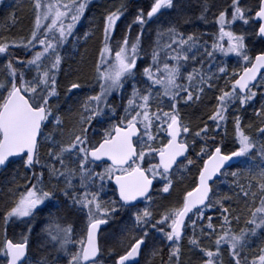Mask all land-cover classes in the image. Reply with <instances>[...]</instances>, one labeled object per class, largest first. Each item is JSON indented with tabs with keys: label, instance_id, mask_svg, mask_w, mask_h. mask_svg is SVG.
<instances>
[{
	"label": "snow or ice",
	"instance_id": "1",
	"mask_svg": "<svg viewBox=\"0 0 264 264\" xmlns=\"http://www.w3.org/2000/svg\"><path fill=\"white\" fill-rule=\"evenodd\" d=\"M88 4L89 0H33L30 36L19 41L0 40V55L5 58L13 49L26 50L25 59H7L6 76L0 81V168L7 169L18 161L31 171L23 191L9 190L11 202L0 216L3 264H100L102 226L121 213L128 215L132 227L127 229V247L115 255L113 264H139L138 257L149 242L153 255L167 248V264H181L182 241L189 229L188 243L199 249L201 264H222L225 245L230 252L229 264H264V247L251 260L244 252L249 238L264 229V142L249 135L240 116L234 114L252 104L258 93L264 99V50L249 54L250 39L264 41V0H255L254 6H246L244 0H228L227 7L215 12H211V0H202L198 19L216 30L185 35L178 29V20L170 21L156 30L150 62L142 70L138 61L144 53L145 26L165 12L190 23L185 4L182 0H153L149 10L135 15L133 24L140 32L131 39L128 34L116 37L126 6L108 11L103 16L102 46L95 64L99 91L84 99L72 127L66 130L57 114L58 77L64 60L60 50L79 41L77 25ZM238 22L248 28L234 30ZM217 53L238 57L240 70L229 73L226 66L216 63ZM219 79L226 80V87L218 86ZM213 88L219 92L216 105L198 130H193L179 106L201 101L205 90ZM81 89L79 82H71L67 92L75 94ZM114 93L119 95V106L112 100ZM255 115L260 120L257 137L264 140V104ZM230 116L236 147L226 151ZM50 125L55 133L46 132ZM45 146L47 160L40 154ZM252 155L259 156L261 165L249 170L246 183L241 173L230 175L238 189L236 196L245 201L251 198L253 204L259 197V206L250 209L251 219L246 223L251 227L234 233L231 224L239 216H232L225 206L232 197L218 196L214 185L229 174L227 169L234 160ZM196 160L201 166L195 186L157 218L152 207L155 198L170 195L177 172ZM108 191L113 198L104 200ZM58 194L65 208L80 214L85 223L76 237L73 224L59 222L49 211V221L41 230V245L54 255L33 262L32 221L49 205L56 207L52 202ZM210 209L221 213L218 226L208 215ZM11 225L22 226L19 239L8 238ZM201 238H214L215 250L201 247Z\"/></svg>",
	"mask_w": 264,
	"mask_h": 264
},
{
	"label": "trees",
	"instance_id": "2",
	"mask_svg": "<svg viewBox=\"0 0 264 264\" xmlns=\"http://www.w3.org/2000/svg\"><path fill=\"white\" fill-rule=\"evenodd\" d=\"M253 1L255 3V0ZM152 2L153 0H112L108 9L104 11L99 10L97 5L96 7H93L92 10L86 13L87 16L92 15L94 17L91 19L92 21L90 25L86 28L87 32L89 33L88 38L82 39L81 34L84 31L83 29L84 22L87 19L86 17L76 34L80 37L79 41H73L72 43L67 44V46H64L65 49H63V54L61 53L64 57V60L62 63V70L58 77V91L60 93V96L58 101L57 114L61 115L64 121H66V112L68 111L70 112V115L72 113V116L69 118L71 119L73 125L75 114L79 110L80 105L84 101V99L88 95H93L99 91L95 79V64L99 59V49L101 46H98V44L101 38L94 39L93 36H99L103 31V26L101 25V23L98 24V22L101 21L102 17H100V13L102 12L104 16L108 11L115 10L121 5H125L126 7L124 8V15L117 23L116 37L117 39H120L123 35L128 34L131 39L140 32V27L136 24H133L135 15L138 14L140 10H144L145 12L149 10ZM182 2L185 4V11L191 17V22L193 24L198 22V24L201 25V20L198 19L200 15L198 8L202 0H182ZM211 3L214 5V7L211 9V12L218 11L221 8L228 6V0H211ZM211 12L208 15L209 21L213 19ZM177 20L178 29L185 35L189 33L199 34L201 32H210L212 30L211 23L207 25V27H210V30H207V27H205L204 31L189 29L186 27L188 23H184L183 19H178L175 13L165 12L164 15L160 16L159 20L146 25L144 28L143 35H146V38L143 40V42L146 43V46H143L144 53H142L141 59L140 61H138L140 70H142L144 64H148L150 62L151 52H148L151 47L149 44L154 38H156V30L166 27L170 21ZM33 21V0H2V3L0 4V40L6 39L8 41H19L24 37L30 36V33L33 29ZM129 25H132L130 31ZM92 39H94L91 43L92 46H87ZM260 47L261 46H258V49H260ZM16 54H26V50L13 49L11 57L8 58L0 55V81L4 80L6 76L4 65L7 63V59H15ZM240 67L241 63L236 66L234 63L229 64L228 71L229 73H231L233 70L239 71ZM71 82H79L82 85V89L77 90L75 94L68 93L67 88L70 86ZM217 84L219 87H226V82L220 84L217 81ZM126 93L127 92H125L124 95H126ZM117 95L118 94L114 93L112 100L119 106L120 102L117 101ZM217 95H219V92L216 88H213L212 90L206 89L201 101L190 106L181 103V105L179 106L181 116L186 123H189L191 125L193 130H198V127L201 126L202 121L207 120V116L213 111L216 105L215 96ZM261 104H264V99H262L260 93H258L256 100L252 104L247 105L244 108H239L234 113L240 116L245 131L249 135L256 137L258 142H264V140L257 137L256 134V127L260 124V120L255 115V112L260 108ZM231 119L232 117L230 116L229 123L226 126L227 135L224 139L226 151L235 150L236 147V143L233 138L234 133ZM46 132L55 133L54 130L52 131L51 126L46 129ZM223 135L224 132L223 130H221V136ZM217 139L219 140L220 136H218ZM199 147L200 143L198 142L196 151H199ZM46 153L47 147H42L40 154L43 160H47ZM260 165L261 160L258 155H252L248 158H243L241 163H239L232 169H228L227 172L229 174L222 177L214 185V190L218 196L232 197L231 201L225 202V206L229 207L232 216H239V220L237 221L233 219L231 224V229L234 233H239L241 229L247 230L251 227V225L247 224L246 221L251 219L250 209L254 210L255 207L259 206V197H257L255 204L252 203L251 198H249L247 201L238 198L236 196V192L238 191V189H236L233 182V177L230 175V173L233 171L241 173L240 178L246 183L244 177L248 175L249 170H256ZM200 166L201 162L199 160H196L193 165L187 166V168L182 172H177L174 188L171 190V194H163L155 198V204H153L152 207L157 218H159V214L164 212L166 208L172 207L180 200H182L183 195L186 193V191L191 190L195 186L198 177V169ZM25 178H31V171L23 168L18 161L13 163L9 168L2 169L0 171V216L4 214L5 209L11 202L12 194L9 190L11 189L13 191H23L26 184ZM190 181H193L194 183H190L184 188H179L181 186H185ZM253 190L255 191V189ZM103 198L104 200H109L113 198V195L112 193H110L109 198ZM52 203L55 204L56 207L51 206V208L44 209V211L38 213L32 223L34 231L31 236V252L36 254V256H38L41 251L44 250L41 245V230L49 221L48 219H46V212L51 211L59 219V222L63 224H73L74 221V218L72 217H69L67 220V218H62L61 216H58L56 214L60 207L66 209L63 203V197L59 196L58 194V199L54 200ZM141 206H143V204H141ZM208 215L212 217L214 224L218 226L221 221V213L216 209H210L208 211ZM2 223L3 222L0 221V240L3 236L1 235ZM73 227L75 229V225H73ZM131 227V221L129 220L126 213H121L113 220V228L106 238L107 240L108 238H110L108 246L113 253V257H115L117 253H122L127 247L130 235L127 229ZM12 236L13 235H10L11 238ZM190 236L191 229H189L188 234L182 241L181 264H201L202 254L200 253L198 248H193L191 245H189L188 238ZM103 247H105V244ZM201 247L215 250L214 238L212 240L201 238ZM225 247L226 248H223V253L225 252L227 254H230L228 247L226 245ZM261 247H264V229H258L256 235L249 238L248 246L244 249V252L249 260H251V258L259 251ZM156 248H160L158 241L156 243ZM49 253H51V249ZM167 253L168 249L164 248L162 251H157V253L153 255V245L151 242H149V246L144 248L143 250V255L139 264H167ZM51 254L54 255V253ZM105 255L106 254H104V256ZM104 256L102 255L100 264H109L107 263ZM111 262L113 263V259ZM223 262L224 261H222V263Z\"/></svg>",
	"mask_w": 264,
	"mask_h": 264
},
{
	"label": "flooded vegetation",
	"instance_id": "3",
	"mask_svg": "<svg viewBox=\"0 0 264 264\" xmlns=\"http://www.w3.org/2000/svg\"><path fill=\"white\" fill-rule=\"evenodd\" d=\"M244 3H245L246 6H254V4H255L253 0H244ZM233 27H234V30H237V31H244L246 28H248V26H242L239 22L237 23V25H234ZM189 29L204 31L205 27H203L202 25H199V24L198 25H194L193 24V26L190 27ZM207 30H210V27H207ZM258 46H261L260 49H258ZM63 49H65V47ZM260 50H264V41H261L258 38L250 39L249 40V53H250V55L254 56ZM63 52L64 51L62 50V54H63ZM219 56L221 57V55L219 54V55L216 56V58H218ZM237 59L238 58H236L234 56H229V59H227V61H225L224 65L227 68H229V64L235 63V66L239 65L240 63L236 61ZM225 82H226L225 79H219L218 80V83H220V84L225 83ZM110 193H112V192L108 191L107 194L104 195V197L105 198H109V194ZM106 200H108V199H106ZM49 208H51V205H49ZM56 214L58 216H61L62 218H67V220H68L69 217L74 218L73 225H75V227L78 226V228H80V231H81V229H82V227H83V225L85 223V221L81 218L80 214L72 213V212L68 211L67 209H63L62 207H60L58 209ZM46 219L49 220L48 212H46ZM32 223H33V221H32ZM112 228H113V220L110 221V223L107 226H104L102 228L101 237H100L102 255L104 256V254H106L104 257H105L107 263H109V264H113L111 261H112V259L114 257H113V253L111 252L110 247L108 246L110 238H108V240L106 238L109 235V232H111ZM21 231H22V226H20V225H11L7 229V236L10 239H19ZM1 235H3L2 236V239H3L4 238L3 223H2ZM10 235H13L12 238L10 237ZM127 241H128V239H127ZM104 244H107V251L106 252H105V248L103 247ZM31 245H32V243H31ZM49 252H50V249H48V250L44 249V250L41 251V253L38 256H36V254L31 252V258H32L33 262L39 261L42 257H44L46 255H49L50 254ZM142 255H143V252H142ZM142 255H141V258H142ZM141 258L139 260V263L141 261ZM0 264H3V258L2 257H0Z\"/></svg>",
	"mask_w": 264,
	"mask_h": 264
},
{
	"label": "rangeland",
	"instance_id": "4",
	"mask_svg": "<svg viewBox=\"0 0 264 264\" xmlns=\"http://www.w3.org/2000/svg\"><path fill=\"white\" fill-rule=\"evenodd\" d=\"M112 0H89V4H88V8H87V10H86V12H85V14H84V16L82 17V19H81V21L79 22V24L77 25V30H76V34H77V32H78V29H80V27H81V25H82V23H83V21L85 20V18L87 17V19H86V21L84 22V31L81 33L82 34V39H84V33H88L87 32V27L90 25V23H91V16H87L86 15V13L88 12V11H90V10H92V8L93 7H96L97 5L99 6V4H101V3H105V2H111ZM2 3V0H0V4ZM104 10H106V7L103 9V11ZM240 29V28H239ZM216 29L215 28H213L212 27V30L210 31V32H213V31H215ZM88 35H89V33H88ZM78 36V35H77ZM155 40V38L151 41V43L149 44V45H151L152 44V42ZM225 46H227V41L225 40ZM65 46H67V45H65ZM147 46H148V44H147ZM64 48V47H63ZM63 48L60 50L61 51V53H62V50H63ZM151 52V49L149 50V52L148 53H150ZM250 54V53H249ZM217 55H219V53H217ZM229 56H234V55H229ZM229 56H222L221 55V57L219 56L218 58H216V63H218V64H222V65H224V63H225V61H227V59H229ZM11 57V56H10ZM235 57V56H234ZM16 58H19V59H25L26 58V54H22V55H20V54H16ZM236 58H238V57H236ZM237 62H239V63H241L240 61H239V58L236 60ZM235 64V63H234ZM144 66H147V64H144ZM143 66V67H144ZM225 66V65H224ZM142 67V68H143ZM188 70H191V65H189L188 66ZM30 78V77H29ZM128 91L130 92V88L128 89ZM128 95V92L126 93V95L125 96H127ZM117 101L118 102H120V98H119V95H117ZM67 113V116H66V121H64V123H65V126H66V130L67 129H70L71 127H72V122H71V119L69 118V117H71L72 116V113H71V115H70V112H66ZM51 126V125H50ZM51 129H52V131L54 130L53 128H52V126H51ZM54 132H55V130H54ZM193 184L194 182L193 181H190L188 184H186L185 186H181V187H179V188H184V187H186L187 185H189V184ZM178 188V189H179ZM79 235H80V228H78V226H76L75 227V236L76 237H79ZM223 248H226L225 246H222V249H221V259H222V261H224L222 264H229V260H230V254H227V253H223ZM225 250H227V249H225Z\"/></svg>",
	"mask_w": 264,
	"mask_h": 264
},
{
	"label": "bare ground",
	"instance_id": "5",
	"mask_svg": "<svg viewBox=\"0 0 264 264\" xmlns=\"http://www.w3.org/2000/svg\"><path fill=\"white\" fill-rule=\"evenodd\" d=\"M141 1V0H140ZM109 6H110V2H105V3H101V4H99V6H98V8H99V10H103L105 7H106V9H108L109 8ZM102 16V17H101ZM100 17H101V21L100 22H98V24L99 23H101V25L103 26V13L101 12L100 13ZM92 18H94L93 16H91V19ZM92 21V20H91ZM195 25H198V22L197 23H194ZM200 24L203 26V27H207V25L209 24V23H205L204 21H201L200 22ZM193 25H192V22L191 23H188L187 25H186V27L187 28H190V27H192ZM93 36V35H92ZM94 37V39L95 38H101L100 39V41H99V44H98V46H102V38H103V31L101 32V34L99 35V36H96V35H94L93 36ZM146 38V35H143V37H142V42H143V40ZM94 39H92V40H90V42H89V44L87 45V46H92L91 45V43H92V41L94 40ZM143 44V46H146V43H142ZM235 166H233V167H231V168H229V169H232V168H234ZM107 247V245L105 244V247L104 248H106ZM106 251H107V248L105 249ZM143 250H144V248H143ZM141 258V257H140ZM140 260V259H139Z\"/></svg>",
	"mask_w": 264,
	"mask_h": 264
},
{
	"label": "water",
	"instance_id": "6",
	"mask_svg": "<svg viewBox=\"0 0 264 264\" xmlns=\"http://www.w3.org/2000/svg\"><path fill=\"white\" fill-rule=\"evenodd\" d=\"M136 1H140V0H136ZM261 71H264V70H261ZM259 78V77H258ZM242 160H243V158H239V159H236V160H234L233 162H232V166L231 167H233V166H236V165H238L239 163H241L242 162ZM231 167H229V168H231ZM228 168V169H229ZM227 169V170H228ZM2 170V168H0V171ZM104 226H102V228H103ZM102 230V229H101ZM142 252H143V250H142ZM141 255H142V253H141ZM141 257V256H140ZM140 257H138V259H140Z\"/></svg>",
	"mask_w": 264,
	"mask_h": 264
}]
</instances>
